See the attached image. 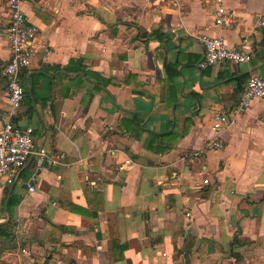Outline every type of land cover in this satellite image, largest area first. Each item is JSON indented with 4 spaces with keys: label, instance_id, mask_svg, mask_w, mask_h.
Here are the masks:
<instances>
[{
    "label": "crops",
    "instance_id": "obj_1",
    "mask_svg": "<svg viewBox=\"0 0 264 264\" xmlns=\"http://www.w3.org/2000/svg\"><path fill=\"white\" fill-rule=\"evenodd\" d=\"M6 4L0 131L11 106ZM224 5L232 27L215 23V0H23L39 33L15 121L34 128L48 156L41 170L30 158L12 183L0 176V228L12 233L1 261L234 264L232 251H264V100L235 113L251 75L264 72V0ZM202 33L235 47L248 39L255 56L200 69ZM224 111L230 123L215 130ZM216 138L224 147L207 149ZM236 235L246 241L233 248ZM186 239H195L189 256Z\"/></svg>",
    "mask_w": 264,
    "mask_h": 264
},
{
    "label": "built area",
    "instance_id": "obj_2",
    "mask_svg": "<svg viewBox=\"0 0 264 264\" xmlns=\"http://www.w3.org/2000/svg\"><path fill=\"white\" fill-rule=\"evenodd\" d=\"M166 1L176 3L178 0ZM215 1L218 4L215 23L223 27H232L235 21L234 14L227 10L224 0ZM6 13L9 17L10 58L2 66V75L7 79L11 106L4 127L0 131V176L6 175L7 182L12 183L32 157L36 159L38 170L43 169L48 149L36 143L34 128L31 125L23 126L15 121L25 99L22 72L33 64L36 55L33 42L38 36L39 29L36 25L28 23L23 9V0H7ZM200 41L204 46V57L198 64L200 69L226 62H250L255 56V51L248 39L241 47H235L228 45L223 36L202 33ZM46 51L50 52V49L46 48ZM256 99L264 100V72H255L251 75L239 97L235 113L246 112ZM229 123L230 116L225 111L216 113L213 118L215 130H220ZM206 147L207 149H221L224 147V141L220 138L212 139L207 142ZM132 162L131 158H126L123 165L130 166ZM38 175L36 172L28 182V193L30 194L37 190ZM186 214L190 216L191 212ZM19 224H21L20 220H18L16 232L23 234Z\"/></svg>",
    "mask_w": 264,
    "mask_h": 264
},
{
    "label": "rangeland",
    "instance_id": "obj_3",
    "mask_svg": "<svg viewBox=\"0 0 264 264\" xmlns=\"http://www.w3.org/2000/svg\"><path fill=\"white\" fill-rule=\"evenodd\" d=\"M252 248L253 249L239 251L238 252L239 256L234 257L235 258L234 264H264V251L260 250L258 247H255V246H253ZM15 262L16 261L13 259L3 260L0 264H15ZM58 263L59 264H74L69 255L61 256V259Z\"/></svg>",
    "mask_w": 264,
    "mask_h": 264
},
{
    "label": "trees",
    "instance_id": "obj_4",
    "mask_svg": "<svg viewBox=\"0 0 264 264\" xmlns=\"http://www.w3.org/2000/svg\"><path fill=\"white\" fill-rule=\"evenodd\" d=\"M137 131H138V129L136 130V132ZM155 137H157V135L153 134L152 137H151V139L153 140V139H155ZM147 145L148 146H151L149 143ZM11 237H12V233L7 232L6 230H3V229L0 228V241L2 243L4 241L8 240V239H9V243H10L11 242ZM245 241L246 240H242V239L239 238L238 235H236L233 238V240H232V246H233V248L235 246H241V245H243L245 243ZM194 242H195V239H186V243L184 245V248L186 249V256H189V254L191 252L190 251L191 250V247L193 246ZM52 252H54V251H52ZM232 255H234L235 257H238L239 256V253L236 252V251H232ZM116 256L118 258H123L124 257V254H118ZM49 258H52V256H49ZM0 262H2L1 259H0ZM37 264H41V263H37ZM74 264H78V263L75 262Z\"/></svg>",
    "mask_w": 264,
    "mask_h": 264
},
{
    "label": "water",
    "instance_id": "obj_5",
    "mask_svg": "<svg viewBox=\"0 0 264 264\" xmlns=\"http://www.w3.org/2000/svg\"><path fill=\"white\" fill-rule=\"evenodd\" d=\"M7 242V241H6ZM50 263V259L49 258H46L42 264H49Z\"/></svg>",
    "mask_w": 264,
    "mask_h": 264
}]
</instances>
